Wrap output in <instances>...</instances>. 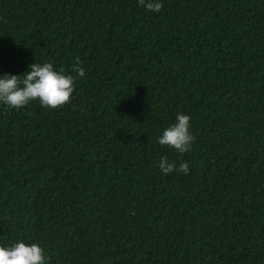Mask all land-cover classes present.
Returning a JSON list of instances; mask_svg holds the SVG:
<instances>
[{
  "label": "trees",
  "instance_id": "trees-1",
  "mask_svg": "<svg viewBox=\"0 0 264 264\" xmlns=\"http://www.w3.org/2000/svg\"><path fill=\"white\" fill-rule=\"evenodd\" d=\"M35 61L85 75L55 108L0 104V242L46 264H264V0H0V74ZM178 112L185 153L157 140Z\"/></svg>",
  "mask_w": 264,
  "mask_h": 264
},
{
  "label": "clouds",
  "instance_id": "clouds-1",
  "mask_svg": "<svg viewBox=\"0 0 264 264\" xmlns=\"http://www.w3.org/2000/svg\"><path fill=\"white\" fill-rule=\"evenodd\" d=\"M137 3L153 13H158L163 7V0H137ZM74 71L75 75L65 73L63 68H57L52 62L35 61L19 75L0 74V104L20 108L38 100L42 106L51 108L62 105L70 100L77 77L85 75L82 67ZM191 119L190 114L178 112L175 121L158 136V143L179 153L189 151L194 141ZM158 167L164 174L173 171L187 174L189 171L186 161L177 165L166 156L160 157ZM47 259L44 248L37 242L22 239L11 244L0 242V264H46Z\"/></svg>",
  "mask_w": 264,
  "mask_h": 264
}]
</instances>
